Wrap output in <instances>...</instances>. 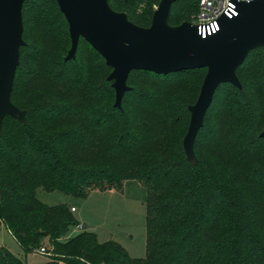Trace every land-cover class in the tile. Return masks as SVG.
<instances>
[{
  "label": "trees",
  "instance_id": "16d2710c",
  "mask_svg": "<svg viewBox=\"0 0 264 264\" xmlns=\"http://www.w3.org/2000/svg\"><path fill=\"white\" fill-rule=\"evenodd\" d=\"M134 1L110 0V6L123 12L122 4ZM160 1L147 0L141 14L134 7L124 11L131 22L148 27ZM199 2H174L169 23L191 22ZM23 22L24 37L42 28L51 38L63 25L70 38L57 0H26ZM30 42L32 57L27 46L21 48L11 96L27 123L7 116L0 138V225L25 252L41 249L47 240L51 257L45 264H264L263 48L252 51L237 70L242 91L229 83L217 89L204 119L208 139H201L203 126L193 166L183 140L196 92L187 89L190 81L180 84L174 78L206 69L169 75L132 71L128 83L133 73H143L154 86L142 92L130 87L118 109L115 101L106 102L112 68L84 39L77 53L85 42L95 58L90 65L76 58L60 62L46 45L40 50L35 39ZM253 54H259L256 65L247 63ZM45 61L48 75L42 76ZM25 64H30L27 71ZM98 72L107 75L94 85ZM132 94L135 101H127ZM221 145L227 148L224 156ZM130 178L148 190L144 258L130 257L118 242L100 243L86 230L65 239L80 224L72 209L38 198L44 189L86 199L94 189L119 191ZM0 264L25 262L2 247Z\"/></svg>",
  "mask_w": 264,
  "mask_h": 264
},
{
  "label": "water",
  "instance_id": "95a60500",
  "mask_svg": "<svg viewBox=\"0 0 264 264\" xmlns=\"http://www.w3.org/2000/svg\"><path fill=\"white\" fill-rule=\"evenodd\" d=\"M26 0H0V138L4 119L9 116L26 124V112L11 96L23 39V6ZM177 0H161L150 26L141 27L124 12L110 6V0H57L69 25L71 48L65 60H74L80 39H84L112 68L108 81L116 92L114 107L130 90L132 71L169 75L206 69L197 102L189 106L188 131L183 140L187 159L195 163V141L220 85L229 83L239 90L238 68L254 50L264 49V0L239 2L238 16L219 20L220 31L202 38L190 22L173 26L171 8ZM264 138V131L260 134Z\"/></svg>",
  "mask_w": 264,
  "mask_h": 264
},
{
  "label": "rangeland",
  "instance_id": "374dc122",
  "mask_svg": "<svg viewBox=\"0 0 264 264\" xmlns=\"http://www.w3.org/2000/svg\"><path fill=\"white\" fill-rule=\"evenodd\" d=\"M137 2L138 0L131 3H124V5L122 4L123 12L126 13L124 10H126L128 7H134L137 10V14H141L146 7L147 0H142L138 3ZM156 8L157 6L154 7V9ZM58 26V33L54 32L55 34L51 38L49 35H46V31L42 28H39L37 31L31 30V34H29L30 38L28 36H23V39L26 43L25 46L28 47L27 56L32 57V52L30 51V49H32L30 45V39H35L39 45H37V47L41 48L40 50H42L46 45L45 47L50 50L49 55L51 56L53 53H56L57 60L62 62L70 50L71 42L69 36L67 37L65 35L67 28H64L63 25ZM28 30H30V28ZM258 57L259 54L251 55L247 63L249 64L253 61V63L256 65L258 62ZM76 59L81 65H90L93 63V60H95L89 46L85 42L80 44L78 53H76ZM96 63L97 62H95V64ZM47 65L48 62L45 61V63L40 68V70L44 72L42 73V76L46 73ZM23 69L25 71L29 70L30 64L23 65ZM55 71H57V68H55ZM111 72H107V74H110ZM46 74L48 75V73ZM105 74L106 73L103 72L96 73V82L94 85L102 84ZM206 74L207 71H200L194 75H180L175 76L174 78L177 79L175 81L179 82L180 84H187V81H190V83L187 84V89L194 87L196 92V96L191 97L192 100L190 101L193 105L197 102ZM44 85H46V82H44ZM247 85L249 89H253L252 84L248 83ZM128 86L135 88L137 92L149 91L153 88L154 82L151 78L144 75L143 73H133ZM113 91L114 89L112 88L111 90L110 87V91L108 92L106 98V102L109 104H113L115 101V92ZM250 93L252 94L251 91ZM136 96L137 95L133 94L130 95L127 98V101H135ZM221 97L222 91L219 93L217 101H219ZM188 113L189 114H187L186 117L190 122L191 113ZM218 120L215 121V124L218 122ZM222 123L224 126H227L225 125L224 121H222ZM207 125L208 123L205 122V128L201 133V139L203 141L208 139L206 136L209 134L208 132L210 126ZM219 150H221L222 156H224L227 152V148H225L223 145L220 146ZM186 160L193 166L198 164L197 157L195 163L190 162L187 159V156ZM38 198L40 201L49 206L65 203L69 206L70 210L72 208H75L76 211L78 210V212H73V217L77 219L79 223L81 222L86 224L87 227L85 226V230L89 233H95L100 243L115 241L121 244L127 250L130 257L144 258L146 256V212L148 190L142 181L134 178L127 179L123 182L122 189L119 191L115 189H110L107 191L94 189L89 193L88 198L86 199L76 198L59 191L49 192L45 191L44 189L38 190ZM79 232L80 231L76 230L75 228H72L65 239L71 238ZM2 247L6 248L13 255L23 260L25 264H45L49 262V257H51L47 240L44 241L43 247L48 250V253L42 254L39 250L25 252L4 224L0 225V249Z\"/></svg>",
  "mask_w": 264,
  "mask_h": 264
},
{
  "label": "built area",
  "instance_id": "2783aa9c",
  "mask_svg": "<svg viewBox=\"0 0 264 264\" xmlns=\"http://www.w3.org/2000/svg\"><path fill=\"white\" fill-rule=\"evenodd\" d=\"M252 0H200L199 12L190 22L198 27V33L202 38H207L217 34L220 31L219 20L226 16L229 19L238 16V3L250 2ZM76 212L75 208H72ZM76 230L82 232L85 230L84 225L79 224ZM42 254L48 253L47 249L42 247L39 249Z\"/></svg>",
  "mask_w": 264,
  "mask_h": 264
},
{
  "label": "crops",
  "instance_id": "0c3cea01",
  "mask_svg": "<svg viewBox=\"0 0 264 264\" xmlns=\"http://www.w3.org/2000/svg\"><path fill=\"white\" fill-rule=\"evenodd\" d=\"M76 212H78V210H77ZM80 224L84 225V227L86 226V224H84V223H81V222H80ZM86 227H87V226H86ZM85 229H86V228H85Z\"/></svg>",
  "mask_w": 264,
  "mask_h": 264
}]
</instances>
